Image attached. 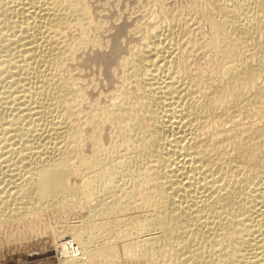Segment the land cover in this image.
Returning <instances> with one entry per match:
<instances>
[{
  "label": "bare ground",
  "instance_id": "1",
  "mask_svg": "<svg viewBox=\"0 0 264 264\" xmlns=\"http://www.w3.org/2000/svg\"><path fill=\"white\" fill-rule=\"evenodd\" d=\"M194 1L200 20L206 25L219 24L224 34H235L236 39L249 42L254 57L235 59L223 47L224 66L214 80L194 74L188 55L183 54L187 34L184 20L173 12L168 14L162 1L153 0L136 32L141 41L137 59L132 63L126 57L120 60L123 72L125 64L134 72L125 83L135 85V92L113 98L105 108L113 119L103 122L93 113L89 118L83 115L81 108L92 102L87 103L73 83V76L79 75L71 68L75 51L60 36V32L71 35L77 27L85 29L87 23L94 25L83 0H73L69 5L64 0L0 3L4 18L0 28L10 32L2 40L8 57L0 62L4 65L0 75L15 86L9 85L12 90L5 86L2 93L7 109L14 106L19 110L10 120H0V132L8 135L0 139V152L6 150L0 159L6 156L7 160H1L10 164L15 159L17 167L26 170V184H16L14 194L16 200L25 202L21 208L25 210L20 211L19 204L7 220L22 222L47 208H69L78 202L100 205L92 209L94 214L90 211L91 215L109 214L113 208L120 213L125 204L122 195L112 193L110 200L104 198L111 190L120 192L125 187L118 182L123 176L121 170L131 181L136 171L129 169L131 162L121 156L119 162L115 156L117 162H112L111 152L102 145L101 131L108 121L115 122V145L130 150L132 161L138 154L140 157L138 143L149 150L141 165L148 171V193L138 200L142 205L147 195H153L154 209L138 221L141 230L158 231L141 244L168 256L160 264H264V218L256 208L264 204V0ZM106 24L103 22L102 27ZM102 46L95 44L94 48ZM209 46L214 49V42ZM135 105L142 115L131 114ZM235 118L246 120L247 125L228 129ZM213 128L217 132L212 133ZM85 143L92 149L86 159L81 150ZM84 162L92 164L90 169ZM151 163L157 166L151 169ZM69 178L82 184L89 179L94 182L86 190L85 185L74 186ZM126 193H130L132 203L133 194ZM6 200L0 199V211L11 207ZM4 217L0 212V224ZM97 228L84 222L55 231L56 242L62 243L61 255H81L74 263L67 256L62 264H83L91 253L96 254L90 249L97 240ZM116 230L115 234L118 227ZM67 234L73 242L66 241Z\"/></svg>",
  "mask_w": 264,
  "mask_h": 264
},
{
  "label": "rangeland",
  "instance_id": "2",
  "mask_svg": "<svg viewBox=\"0 0 264 264\" xmlns=\"http://www.w3.org/2000/svg\"><path fill=\"white\" fill-rule=\"evenodd\" d=\"M9 1L5 0L4 2L8 4ZM71 1L73 0H64L66 5H69ZM152 1L153 0H83L84 8L87 10L86 12H89L90 17L94 20V25L88 26L87 23L85 29H81L78 27L76 28L75 25L74 28H76V30L71 35L60 32V36H64V43L68 46H71L75 51L72 58L74 59V64L71 68L76 69L79 75H74L72 78L74 82H72L75 85H78L80 89L79 94L84 95L86 102H92V105H85L81 108L83 110V115L86 118H89L91 113H93L96 117H99L102 122L107 118H112L111 116H108L107 112L105 111V108L110 104L111 100L113 98H118L125 93L133 91L135 92L134 84V86L131 87L129 84L125 83L126 79L128 80L133 78L134 75L132 74H134V72L129 71L130 69L126 64V72H123L119 67L120 60L126 57L127 60L132 63L137 59L136 54L139 50L141 41L140 36L136 35V32L139 28L138 25L140 23H143V21L145 20V15L150 10V7H153V5H149ZM159 1H162L163 6H165L166 12H168V14H171L172 12V14H178L179 18L181 17L182 21L184 20L183 22L186 23H184V25H186L187 34L185 35V39H183L184 41L182 42V45H185L186 48L184 47L185 50L184 48H182V51L184 50L183 54L185 56L186 54L188 55V58L190 60L189 65L194 74L202 73L208 79L210 78L214 80L216 78L215 76H217L218 73L221 72L222 67L224 66V56L221 53L223 47L228 48L231 52V56L235 59H238L240 57V59H251V57H254V53H252V46L249 42H244L239 38H237V40L235 38V34H229L227 32L226 34H224V30H222V27L219 24L211 22V25L208 23L206 25L204 20H200L202 18L199 19L198 11H196L198 10L196 9L198 5L196 6L197 3L194 0ZM213 1L217 2V0H212V2ZM0 3L3 6H7L5 3H2V1ZM2 18L3 16L0 15V20ZM103 22L104 24L107 23L104 27H102ZM75 23L77 22L75 21L74 24ZM213 24L216 26H214ZM1 28L0 62L8 57V51L5 50L6 48L4 47V45L2 47V44H4V41L2 40L10 34L8 30H4V26ZM211 41H213L215 44L214 49L209 46ZM95 44H101L103 46L102 48H94ZM86 46L89 47L86 48ZM13 57L14 56H12V58ZM3 66L0 65V67ZM122 75L125 76L124 79H120V76ZM4 78L6 77L0 75V120L2 118L5 120H10L12 117H14L15 114L19 112V110L17 112V110L13 108L14 106H12V109H10L11 107L8 106V108H10L7 109V104L5 103L6 99L3 98V89H5V86L8 87L9 85H11L8 84V82L11 80H4ZM11 86L9 87L11 88ZM13 87L15 89L14 85L12 86V88ZM6 96L7 95H5V97ZM132 109L133 110L131 111V114L133 116L137 113L141 114V112L137 111V105L133 106ZM235 119L228 124V129H234L233 126H235L236 124L242 125L244 127L247 125L246 120L241 121L240 119H238L237 121L236 119L235 121ZM243 121L245 123H243ZM107 123V126L104 127V130H102V133L100 134L102 135L101 140L103 147L109 149V151L111 152H109V157H111L110 160L113 158L111 161L114 162L121 156V159H125L128 164L131 162V165L129 164L128 168H131L136 172L132 177L133 180L131 181L128 178V173L124 174V170H121V172H123H120V175L123 176L120 177L122 180L118 178V182H120L119 184H122V187H125L123 188V190L121 189L120 192V189H116L113 191L111 190L110 194L106 193L104 199L110 200V196H112V193H115L120 196L122 195V204H128H121L124 208L122 207V211L120 213H116L117 209L113 208L114 210L109 214L102 213V215L99 216V214L93 215L95 213V211H93L95 209L93 208H99L100 205L94 203L93 205L91 204V206H93L91 207L85 202H81L83 204L78 202L76 205H74L73 207L70 206L69 208L66 206L62 207V209H55L52 207L47 208L46 210H43L42 213L38 212L29 215L28 217L30 218L26 217L22 222L21 220H16V222L7 220V217L10 216L9 214L13 213L11 211L12 209L15 210L16 207H19L21 205L19 207V210H25L24 208L21 210V208L25 206V204H23L25 202L19 201L20 199L16 200V195L14 196V194L17 190L16 184H20L22 182L26 184L24 180L26 179V170H20L17 167L19 163L17 164L16 162H14L15 159L13 160V162H11L12 165H15L14 167L10 164V162L7 163L5 161V164L3 162L7 158L5 156V158L3 157L4 159L1 158L3 159V161L0 159V199H2V201L7 199L6 204H10L11 207L7 208L6 210H4V207H2V210L0 211L5 215L4 221L2 222V224H0V264H62L63 261L67 260L69 256L67 255V257L66 255H61L63 254V252L60 250L62 248V243L56 242L54 235L55 231H62L64 228H68L70 226L77 227L84 222L86 224L88 223L91 228L98 226L97 235L99 237L97 235L95 236L94 240H97L94 241L93 248L90 249V251L94 250L96 254L94 252L91 253V256L83 264H160V260L167 259L168 256H163L162 254H160V251L158 252L156 250V248H154V250L147 249L146 243L141 244V240H146L152 234H158V231L155 232V228L149 231L141 230L138 221V218H141V216L144 215L146 216L151 214L152 210L154 209V200L152 194V197H148L149 195H147L146 199L144 200L145 203L142 205H139L141 204V201L138 200L144 197V192H147L145 190V187L149 183V175L146 173L148 171H146L145 169L143 170V167H141L142 163L148 157L149 150L144 144L138 143L137 148L139 150L138 152H140V157L138 154L132 161L131 156H129V153H131L130 150H128L124 145L118 146V148L117 145H115V143L118 141V137L117 135H115V132L112 129H117V124H115V122L109 121ZM212 130H214L212 133L217 132V128H213ZM4 136L6 135L0 132L1 140ZM6 137H8V135ZM112 142L114 143L112 144ZM15 148H19V145L15 146ZM81 150L84 154L85 159L87 158L86 156H90L89 154L92 153V149L87 145V143L82 146ZM4 151L6 152V150H3V152ZM141 151H143L144 153H141ZM3 152H0V154L5 153ZM15 153L16 152H14L12 158L15 156ZM127 155L129 157H125ZM114 156L116 160H114ZM129 158L131 161L129 160ZM120 160L118 159L117 161L119 162ZM77 162L73 163L77 164ZM151 164H153V167L151 166V169H154L156 164ZM83 165L86 166V169H90V166L92 164L84 162ZM16 168H18L19 170ZM96 169H98V167H96ZM9 170H11L12 172ZM23 171L25 172V174ZM23 175L25 176V178L23 177ZM69 180L76 187L83 186L84 188L85 185L86 190H88L94 182L93 180L89 179V182H86L87 184H82L80 183V180H77L76 178H69ZM85 180H87V178H85ZM101 188L103 187H100V190ZM126 192H131L133 194L134 198L132 199V203H129L130 193L127 194ZM135 200L136 202H134ZM262 200H264V198ZM157 204H159L158 200L156 201V207ZM258 205L260 206L256 207L257 211H260L258 212V215H260V218H264V211H261L264 210V204L261 205L260 203ZM3 210L5 211V213ZM90 211L91 213L93 212L92 215ZM261 212L262 214H260ZM258 215H256V218L260 219L258 218ZM119 222L120 224H117ZM120 225L122 227H119ZM115 226H117L119 230L117 234H115V231H117V227ZM34 228L36 230H34ZM54 228L57 229L55 230ZM92 235H95V231ZM65 239L68 242H73V238L71 235L68 236L67 234ZM144 249L146 250V252L143 251ZM69 254L71 256H75L69 257V260L72 261L71 263L75 262L76 257L81 258L79 252L77 254L70 252Z\"/></svg>",
  "mask_w": 264,
  "mask_h": 264
}]
</instances>
